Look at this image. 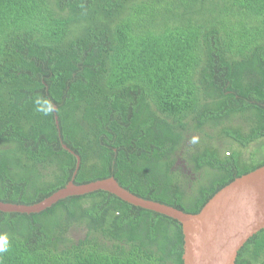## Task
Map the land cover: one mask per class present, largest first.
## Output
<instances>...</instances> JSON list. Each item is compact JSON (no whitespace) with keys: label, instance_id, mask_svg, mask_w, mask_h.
Returning a JSON list of instances; mask_svg holds the SVG:
<instances>
[{"label":"trees","instance_id":"trees-1","mask_svg":"<svg viewBox=\"0 0 264 264\" xmlns=\"http://www.w3.org/2000/svg\"><path fill=\"white\" fill-rule=\"evenodd\" d=\"M263 148L264 0H0V201L76 170L197 213ZM0 235V264H183L179 221L105 190L0 210ZM235 264H264V228Z\"/></svg>","mask_w":264,"mask_h":264},{"label":"water","instance_id":"water-1","mask_svg":"<svg viewBox=\"0 0 264 264\" xmlns=\"http://www.w3.org/2000/svg\"><path fill=\"white\" fill-rule=\"evenodd\" d=\"M55 122L58 127L56 115ZM62 147L74 153L65 144ZM75 157L78 167L80 158L76 154ZM75 173L76 170L64 187L39 202L24 205L0 201V210L40 212L67 196L105 190L132 205L179 221L183 233V264H235L237 253L245 242L264 228V165L236 177L219 189L197 213H187L137 196L122 187L112 176L75 184L72 180Z\"/></svg>","mask_w":264,"mask_h":264},{"label":"rangeland","instance_id":"rangeland-1","mask_svg":"<svg viewBox=\"0 0 264 264\" xmlns=\"http://www.w3.org/2000/svg\"><path fill=\"white\" fill-rule=\"evenodd\" d=\"M258 146H259V144H257V143H253V144H251V145H249L248 147H246V148H244L242 151H243V155H244V157H248L251 153H253L256 149H258ZM262 151H263V153H264V148L262 149ZM262 153V154H263ZM72 237H74V238H78V237H80V235H82L81 234V232L79 231V229L78 230H72L71 231V234H70Z\"/></svg>","mask_w":264,"mask_h":264},{"label":"clouds","instance_id":"clouds-1","mask_svg":"<svg viewBox=\"0 0 264 264\" xmlns=\"http://www.w3.org/2000/svg\"><path fill=\"white\" fill-rule=\"evenodd\" d=\"M50 111V110H49ZM48 113L45 112V115H47ZM5 236L4 235H0V240H4ZM7 249L4 247H0V253H3L4 251H6Z\"/></svg>","mask_w":264,"mask_h":264}]
</instances>
